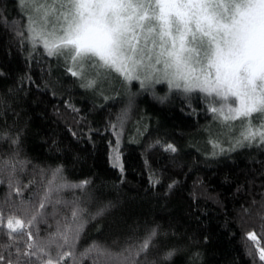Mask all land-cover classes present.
<instances>
[{
  "label": "trees",
  "instance_id": "16d2710c",
  "mask_svg": "<svg viewBox=\"0 0 264 264\" xmlns=\"http://www.w3.org/2000/svg\"><path fill=\"white\" fill-rule=\"evenodd\" d=\"M30 15L19 0H0V161L16 163L15 171L0 164L4 225L9 216L27 222L50 182L88 181L52 194L84 210L75 259L64 264H103L97 253L81 255L94 244L131 251L133 264H264L249 238L255 233L264 247V144L227 136L244 123L222 124L209 110L217 102L155 83V77L141 86L102 72L95 88L83 87L85 81L68 71L67 54L52 57L42 45L33 47ZM169 144L177 150L169 151ZM115 153L123 171L113 166ZM44 211L39 236L32 229L37 239L55 232L56 220L70 217L72 205L57 204L55 217L52 205ZM153 230L147 251L136 256ZM26 239L10 238L0 226V255L15 264L19 247L24 264Z\"/></svg>",
  "mask_w": 264,
  "mask_h": 264
},
{
  "label": "snow or ice",
  "instance_id": "6c2138e0",
  "mask_svg": "<svg viewBox=\"0 0 264 264\" xmlns=\"http://www.w3.org/2000/svg\"><path fill=\"white\" fill-rule=\"evenodd\" d=\"M19 2L32 13L26 18L28 39L33 47L42 45L52 57L67 54L72 64L68 71L85 81L83 87L95 88L102 72H114L126 83L135 80L141 86L145 80L153 82L155 77V83L166 82L170 89L200 92L211 98L220 106L210 104L209 110L222 124L230 127L232 122L242 121L241 140L249 143L258 140L264 144V122L258 128L252 124L254 116L264 121V0ZM89 68L95 71L96 78L85 77ZM141 72L146 74L144 78ZM213 146L220 147L216 143ZM168 150L177 149L169 144ZM112 163L123 171L118 153L114 154ZM0 164L15 171L16 163L0 161ZM88 183L53 187L50 182L38 210L27 222L9 216L4 225L5 218L0 213V226H6L10 238L13 234L27 237L26 250L22 253L27 258L24 264H32V257L40 264H64L66 258L75 259L74 249L85 226L84 210L73 201L53 200L52 194L65 188H83ZM9 187L22 195L18 186L9 182ZM57 204L72 205L70 217L61 216L56 220L55 232L46 239H37L32 229L39 236V223L47 224L46 206L52 205L51 215L55 217ZM155 235L153 230L136 256L147 251ZM249 238L256 243L259 259L264 262V247H259L256 234L249 233ZM65 247L73 251H63ZM16 251L15 264H22L20 248ZM90 253L103 257V264H133L131 251L128 255L114 253L94 244L81 255ZM0 264L14 262L0 255Z\"/></svg>",
  "mask_w": 264,
  "mask_h": 264
},
{
  "label": "rangeland",
  "instance_id": "374dc122",
  "mask_svg": "<svg viewBox=\"0 0 264 264\" xmlns=\"http://www.w3.org/2000/svg\"><path fill=\"white\" fill-rule=\"evenodd\" d=\"M89 70H92V69H88L87 70V72L89 71ZM94 70H92V72H93ZM95 72V71H94ZM140 75H141V77L142 78H144L145 77V73L144 72H141L140 73ZM145 82H147V83H149V81L148 80H145ZM220 106V104L219 103H216V107H219ZM233 106H235V105H233ZM236 122V121H235ZM235 122H233V123H235ZM240 122H242V121H240ZM252 122H253V124H254V128H258L259 126H260V123L261 122H264V121H261L259 118H257L256 116H254L253 117V120H252ZM233 123H231V124H233ZM236 128H237V130H238V132H236L235 130H236ZM243 129H244V126H241V128L239 129V127H237V126H235V127H232V128H230L229 130H230V132H226V134H227V136H228V133L232 136V137H239L240 136V133H241V131H243Z\"/></svg>",
  "mask_w": 264,
  "mask_h": 264
}]
</instances>
